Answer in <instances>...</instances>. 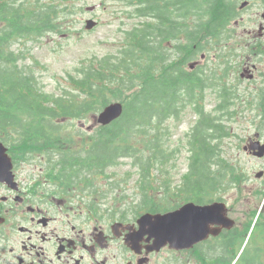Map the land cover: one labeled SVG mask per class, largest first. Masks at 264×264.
<instances>
[{
	"label": "trees",
	"instance_id": "trees-1",
	"mask_svg": "<svg viewBox=\"0 0 264 264\" xmlns=\"http://www.w3.org/2000/svg\"><path fill=\"white\" fill-rule=\"evenodd\" d=\"M121 1L128 8L124 11L127 18L133 17L139 21L125 33V44L120 49V56L123 58L114 62L110 58H104L88 65L83 62L86 70L80 69L82 75L69 76L73 88L65 90V97H57L41 91L37 77L22 68L19 62L23 58L22 53L16 56L14 51L6 53V50L12 46L16 37L32 39L41 31L47 32L54 26L57 27L61 18L60 7L64 6L63 9H66L69 6L66 5L67 1L59 2L60 5L34 3L36 5H32L31 12L32 6L30 8L24 2L17 4V0H0V22H3V32H0V131H7L9 125H23L24 128L25 124L28 133L38 134L27 137V140L58 141V144L47 147H54L60 152L47 150L50 162L54 161L56 154H60L67 165L71 166L65 179L79 182L105 175L106 169L116 165L119 157H135V147L129 143L132 137L140 134L149 137V134H153L151 148L161 147V143L154 139L161 140L158 135L164 133L165 122L173 120L180 123L186 109L193 106L199 119L188 133L190 163L182 176V183L177 186L174 194L171 192L172 184L168 182L169 179L163 183H159V179H156V183H141L146 194L142 195L143 200L137 210H161L155 198L159 196L157 191L162 192L161 198L165 202L163 210L171 204L170 196L175 198L177 195L174 199L176 202H211L216 198L217 185L224 186L225 180H234L237 176L231 168L223 170L221 166L223 158L217 138L220 140L226 134L224 125L206 112L205 104L202 105L208 90L216 87L215 71L199 66L191 71L184 64L200 53L208 54L210 46L225 44L226 37L230 36L227 32L233 19L239 17L237 2ZM228 91L223 88L221 97L224 102L220 103L219 109L225 107ZM113 100L124 102L123 116L110 125L98 126L89 144L84 140H74L82 139V135L62 137L64 119L72 122L70 120L97 114ZM21 115L28 118L24 124L20 120ZM121 141H124L122 145ZM67 143L70 145L67 146ZM169 160V155L159 149L150 153L142 179H151L153 164L164 172L159 165L165 167ZM83 167L90 177L82 172ZM252 223L248 224L244 234ZM257 229L264 232L263 220H258ZM244 234L238 236L237 248L226 254H232V258L228 256L221 259V264H233L241 242L245 239ZM262 250L264 251V247L256 244L235 264H264Z\"/></svg>",
	"mask_w": 264,
	"mask_h": 264
},
{
	"label": "rangeland",
	"instance_id": "rangeland-1",
	"mask_svg": "<svg viewBox=\"0 0 264 264\" xmlns=\"http://www.w3.org/2000/svg\"><path fill=\"white\" fill-rule=\"evenodd\" d=\"M29 1L30 2H28V0H17V4L24 2L26 6L31 8L32 5H36L34 3L38 2L40 5H43V2H47V4H58L61 1H67L66 5H69L66 9H63L64 6L60 7L61 10L59 12L61 18L57 22L59 24L57 27L54 26V28L44 33L41 31V35H36V37L32 39L16 37L12 41V46L6 50V53L14 51L16 56H18V53H22L23 58L19 61L22 68L29 73H33L37 77L41 89L57 97H65V90H67V88H73L69 82V76H81L82 73H80V69L86 70V66L83 62H86V65H88L92 61L104 58H110L113 62L122 59V55L120 56V48L121 42L125 40V33L133 29L139 22L133 17L127 18L124 11H127L128 8L125 7L124 2L121 0ZM33 6L31 12H33ZM90 6H94L92 11L87 9ZM259 7L260 6L254 8L248 7V9L240 15L241 17L238 18L239 20H234L231 23V28H229L230 30L227 32L230 36L226 37L224 45L216 44L210 46V51L207 55H198L197 59L201 63L205 61L204 63H207L208 68L214 69L217 81H225L222 79V76L228 78V82L233 79V65H237L240 56H243L248 49L250 39L253 36L259 35L258 23L262 21L261 12H258ZM131 9L133 10L134 8ZM88 18L97 20L99 25L92 30L86 29L85 20ZM249 26L252 30L249 29ZM35 31L37 32V30ZM0 32H3L2 23H0ZM244 47H246V49H244ZM245 57L246 63H249V56L246 55ZM75 93L77 94L78 92ZM221 93L222 90L220 86L209 89L207 92L206 112L212 114L214 117H219L221 115L217 110L221 102ZM236 95L237 96L233 97L234 105H232L231 110L235 108H237V111L240 110L239 115L242 119L233 122L236 125L235 132L239 133L238 137H243L246 135L247 127L249 126L248 121L244 118L249 115L246 110L249 96L243 90H239V94L237 93ZM90 115L83 119L70 120L72 122L63 121L62 127L64 128V132L62 131V137L67 138L83 134L82 139L75 138L74 140H84L89 144L94 130L98 127V125L94 123V120H96L95 115ZM226 117L229 116L226 114ZM197 118L193 106H190L186 109L185 116L180 123H176L173 120L166 121L164 124V133L158 135L161 140L158 141L154 139L157 143H161V145H159L161 147L155 149H152L150 146V140L153 134H149V137H147L146 134H143V136H140V134L130 138V146H134L136 150L135 157L117 158L116 165L108 167L105 175H97L95 179L91 178L83 167L82 172L87 177H90V180L76 182L74 186L81 182H85L86 184L81 183L76 188L82 192V195L90 196L87 197L88 199L93 197L90 195L91 193L97 195L96 192L99 191L101 195L104 196L103 199H100L102 208H106L107 210H112V208L120 202V198H122L123 194H127L129 198L125 199L126 202L124 204L118 205V208L132 206L135 214L139 211L137 209L140 204V197L146 194L144 193L145 189L140 186L141 183H156V179H159V182L163 183L169 179L168 181L172 184V194H174L175 189H177L178 184L182 180V175L188 170V165L190 163L188 133ZM230 123L231 122L227 121L225 124L229 126ZM18 131L21 132L20 129H18ZM170 133H172L171 136ZM235 142H239V140L234 137L222 140L223 157L229 163L231 161V155L232 160H234V157L237 155V152L233 150ZM123 143L124 141L120 142L121 145ZM158 149L163 153H167L170 157L167 166L163 167L162 164L159 165L164 172H161L158 166L153 164L151 179H142L143 173L146 171L147 157H149L150 153L157 152ZM242 157L243 163L241 166L248 167L251 166V164H249L251 162L255 165L258 163V160L248 157L243 153ZM25 163L29 165L40 164L45 168L49 166L46 159L37 154H33ZM231 163L233 166L237 164L235 161ZM243 169L245 170V168ZM246 170L250 179L246 181L245 184L243 183L239 187L237 183H234L233 188L229 190V180H227L226 182L228 184L225 185L226 189L216 194L218 197L221 195L226 200L231 209V215L237 219L240 225L245 223L247 219L252 222L254 219V215L251 214L253 209L260 211L262 203L264 202V195L258 196L255 194L253 188L256 186L255 181L257 180L253 171L254 169L248 167ZM253 191L254 193L252 194ZM240 192L243 194V198L238 199V197L241 196ZM155 198L162 211H167L179 204L174 200L167 206L166 210H163L165 202H163L161 196H155ZM175 198H177V195ZM134 204L136 205L135 207ZM246 213L250 214L251 217L250 215L245 216ZM241 226L243 229L244 225ZM254 234L257 244L264 246V232L257 230ZM253 245L254 241H250L249 244H246L243 249V254L250 251ZM193 258L194 256L188 253V264H195ZM262 259L264 260L263 250Z\"/></svg>",
	"mask_w": 264,
	"mask_h": 264
},
{
	"label": "flooded vegetation",
	"instance_id": "flooded-vegetation-1",
	"mask_svg": "<svg viewBox=\"0 0 264 264\" xmlns=\"http://www.w3.org/2000/svg\"><path fill=\"white\" fill-rule=\"evenodd\" d=\"M248 7L264 11V0H247ZM262 22L258 23V27ZM250 27V26H249ZM252 30V28L250 27ZM260 36L250 41L257 42ZM264 41V38H262ZM264 48V45L262 46ZM247 67V133L238 137L233 121L242 119L240 110L232 117L231 135L237 138L235 161L242 165L243 154L258 160L250 167L260 176L264 187V58L250 57ZM239 122V121H238ZM262 147V149H260ZM8 153L12 167L0 173V264H188V253L221 249L216 237L196 249L153 248V238L144 234L138 217L119 211H95L90 196L76 193L40 164L19 162ZM247 164V163H246ZM248 164V165H249ZM224 231V230H223ZM195 264L202 261L193 258Z\"/></svg>",
	"mask_w": 264,
	"mask_h": 264
},
{
	"label": "water",
	"instance_id": "water-1",
	"mask_svg": "<svg viewBox=\"0 0 264 264\" xmlns=\"http://www.w3.org/2000/svg\"><path fill=\"white\" fill-rule=\"evenodd\" d=\"M95 25L94 21H88V28ZM123 111L120 103L108 106L100 115V122L108 124L118 118ZM225 213V205L214 203L206 206H195L189 203L182 208L167 214L147 215L140 220L151 226V237H156L159 246L170 244L178 248H191L196 243L208 238L211 232L210 223H220L219 214ZM218 220V221H217Z\"/></svg>",
	"mask_w": 264,
	"mask_h": 264
}]
</instances>
